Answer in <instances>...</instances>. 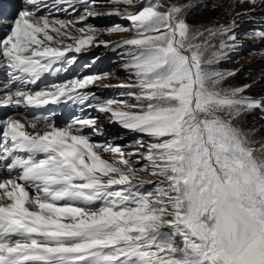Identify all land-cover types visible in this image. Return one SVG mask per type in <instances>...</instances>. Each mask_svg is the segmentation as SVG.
Here are the masks:
<instances>
[{
  "label": "snow or ice",
  "instance_id": "snow-or-ice-1",
  "mask_svg": "<svg viewBox=\"0 0 264 264\" xmlns=\"http://www.w3.org/2000/svg\"><path fill=\"white\" fill-rule=\"evenodd\" d=\"M111 2L125 8L108 14L129 26L109 31L134 35L99 43L121 50L127 99L101 102L87 91L107 73L30 87L73 63L69 52L94 44L96 30L76 26L92 12L50 21L32 10L45 0H24L32 9L0 39V67L15 89L5 85L0 105L87 103L140 134L126 153L93 141L95 118L64 127L49 117L0 120V169L8 176L0 177V264H264V140L239 124L264 108V98L244 95L251 85L223 87L236 71L213 67L236 39L234 22L194 29L191 0ZM65 3L72 0H52ZM216 37L224 39L217 45Z\"/></svg>",
  "mask_w": 264,
  "mask_h": 264
},
{
  "label": "rangeland",
  "instance_id": "rangeland-1",
  "mask_svg": "<svg viewBox=\"0 0 264 264\" xmlns=\"http://www.w3.org/2000/svg\"><path fill=\"white\" fill-rule=\"evenodd\" d=\"M210 1L213 0H191L196 6L187 11V23L194 29L203 31L209 28H216L219 25L227 26L231 21H238L245 17L248 12L251 11L254 14H258L263 8L259 0H255V3L244 0L243 2L241 0H219V4L215 7L210 6ZM163 2L169 4L185 3L188 0H163ZM103 8H106V6L104 5L98 9ZM127 10L134 12L137 9L136 7H129ZM256 29L257 31L259 30V28ZM95 30L98 42L120 37V35L108 33L102 26ZM233 34L239 36L238 30L233 29ZM241 37L240 40L235 41H237L236 44L238 43V46L244 48L247 45H255L259 39V33L252 27V24H246L241 28ZM221 39L224 38L216 37L213 39V43L218 45ZM235 41H230L229 43L232 44ZM229 49L226 50V55L213 65L215 70L218 71H236V75L228 78L222 86L239 87L251 85L245 93L251 92L254 95L264 96V64L263 61L255 59V55L258 52L237 57L232 56V51ZM239 124L245 130H250L254 134V139L264 140V117L257 114L255 109L242 116Z\"/></svg>",
  "mask_w": 264,
  "mask_h": 264
},
{
  "label": "bare ground",
  "instance_id": "bare-ground-1",
  "mask_svg": "<svg viewBox=\"0 0 264 264\" xmlns=\"http://www.w3.org/2000/svg\"><path fill=\"white\" fill-rule=\"evenodd\" d=\"M100 11H108V9H106V8H103V9H96V10H94L93 12H100ZM98 43V41L96 40L95 42H94V44H97ZM255 59L256 60H264V54L262 53V52H258L256 55H255ZM110 82H112V81H106V83H110Z\"/></svg>",
  "mask_w": 264,
  "mask_h": 264
},
{
  "label": "trees",
  "instance_id": "trees-1",
  "mask_svg": "<svg viewBox=\"0 0 264 264\" xmlns=\"http://www.w3.org/2000/svg\"><path fill=\"white\" fill-rule=\"evenodd\" d=\"M197 16H198V15H197ZM197 16H196V17H197Z\"/></svg>",
  "mask_w": 264,
  "mask_h": 264
}]
</instances>
